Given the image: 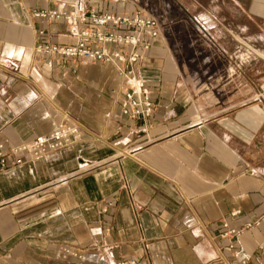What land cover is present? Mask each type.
<instances>
[{
	"label": "crops",
	"instance_id": "obj_1",
	"mask_svg": "<svg viewBox=\"0 0 264 264\" xmlns=\"http://www.w3.org/2000/svg\"><path fill=\"white\" fill-rule=\"evenodd\" d=\"M77 1L0 0V139L82 130L0 172V264H262L264 0L143 5L163 34L133 67L157 107L139 119L122 113L115 64L36 51L75 42L67 22L35 14ZM242 40L261 57L238 64Z\"/></svg>",
	"mask_w": 264,
	"mask_h": 264
},
{
	"label": "built area",
	"instance_id": "obj_2",
	"mask_svg": "<svg viewBox=\"0 0 264 264\" xmlns=\"http://www.w3.org/2000/svg\"><path fill=\"white\" fill-rule=\"evenodd\" d=\"M123 1H127L133 8L120 12L103 9L86 11L82 0H79L69 9L37 12L35 15L39 18L67 22L75 42L59 45L46 41L39 43L36 51L51 58L78 59L83 64L89 61L115 64L123 81L122 113L132 119L150 118L157 110L152 91L143 78L133 74V67L141 59L143 52L150 51L153 42L162 36V25L137 0ZM253 54L255 50L252 47L247 46L244 52L239 47L234 57L238 64H242L251 60ZM257 97L264 99V87ZM81 137L82 130L78 124L61 122L55 131L32 142L7 147L0 139V172L21 164L24 153L38 156L46 148H61L73 144ZM226 234L227 232L224 235ZM135 263V260H130L117 264Z\"/></svg>",
	"mask_w": 264,
	"mask_h": 264
},
{
	"label": "rangeland",
	"instance_id": "obj_3",
	"mask_svg": "<svg viewBox=\"0 0 264 264\" xmlns=\"http://www.w3.org/2000/svg\"><path fill=\"white\" fill-rule=\"evenodd\" d=\"M138 1V3L140 4V5H155L154 3V1L155 0H137ZM184 1H186L187 3L189 2V5H191L192 3L189 1V0H184ZM146 10H148L150 13H152V14H154L153 13V11L152 10H150L149 9V7L147 8V7H145V6H143ZM155 15V14H154ZM156 16V15H155ZM157 17V16H156ZM247 46H249V47H252L254 50H255V54H253L252 55V58H255V57H257V58H259V57H261V54H260V52L257 50V46H259L258 44H256V43H251V42H249V41H245V40H242L241 42H239V44L237 45V48H239L240 47V50H241V52H244V50H246L247 49ZM236 48V49H237Z\"/></svg>",
	"mask_w": 264,
	"mask_h": 264
}]
</instances>
